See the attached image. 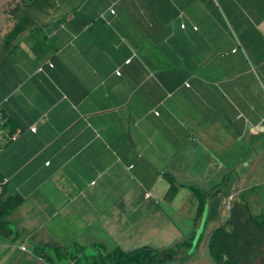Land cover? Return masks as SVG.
<instances>
[{"label": "crops", "instance_id": "crops-1", "mask_svg": "<svg viewBox=\"0 0 264 264\" xmlns=\"http://www.w3.org/2000/svg\"><path fill=\"white\" fill-rule=\"evenodd\" d=\"M0 107L16 135L0 203L18 200L0 210V264H54L33 253L54 260L53 246L165 249L194 230L204 245L234 202L264 214V0L13 3ZM224 178L195 228L188 187Z\"/></svg>", "mask_w": 264, "mask_h": 264}, {"label": "trees", "instance_id": "trees-1", "mask_svg": "<svg viewBox=\"0 0 264 264\" xmlns=\"http://www.w3.org/2000/svg\"><path fill=\"white\" fill-rule=\"evenodd\" d=\"M226 181L227 178H224L209 193L194 186L188 187L198 202L195 228L208 200L224 188ZM16 202V197L4 201L0 203V210L3 211L8 203ZM229 223V228H216L208 239L207 250L212 264H264V214L253 216L247 203L241 199L232 204ZM202 239L203 234L194 230L186 239L169 248L157 249L145 245L133 250L116 248L107 253L102 247L95 246L93 251H88L87 256L83 254L84 249H79L77 252L83 254V258L72 255L62 247L53 246V249L56 259L65 260L68 264H167L191 256L199 248ZM33 253L46 262L54 263L51 257L44 254L42 248H33Z\"/></svg>", "mask_w": 264, "mask_h": 264}, {"label": "built area", "instance_id": "built-area-1", "mask_svg": "<svg viewBox=\"0 0 264 264\" xmlns=\"http://www.w3.org/2000/svg\"><path fill=\"white\" fill-rule=\"evenodd\" d=\"M11 5H9L6 9H9ZM109 11H110L111 14H114V10L113 9H110ZM117 74H119V73L117 72ZM6 123H7V119L4 116V113H3V111H2V109L0 107V152L2 151L3 147L8 142L14 141L16 139V135H11L6 130ZM31 131L35 132L36 128L32 127ZM145 196H146V198H150L151 197L150 193H146Z\"/></svg>", "mask_w": 264, "mask_h": 264}, {"label": "rangeland", "instance_id": "rangeland-1", "mask_svg": "<svg viewBox=\"0 0 264 264\" xmlns=\"http://www.w3.org/2000/svg\"><path fill=\"white\" fill-rule=\"evenodd\" d=\"M224 223H226V222H224ZM202 245H203V242L201 243V245L199 247V250L196 252V257L199 259L198 263L199 264H212V261H211V259L209 257V254H208L206 242H205V244L203 246ZM181 260L182 259H178V260H176V261H174V262H172L170 264H181ZM60 262L62 264H68L67 261H65V260L58 261V260H56L54 258V264L55 263L57 264V263H60ZM258 264H262V263L258 262Z\"/></svg>", "mask_w": 264, "mask_h": 264}, {"label": "water", "instance_id": "water-1", "mask_svg": "<svg viewBox=\"0 0 264 264\" xmlns=\"http://www.w3.org/2000/svg\"><path fill=\"white\" fill-rule=\"evenodd\" d=\"M21 0H0V10L6 9L9 5L19 2Z\"/></svg>", "mask_w": 264, "mask_h": 264}]
</instances>
